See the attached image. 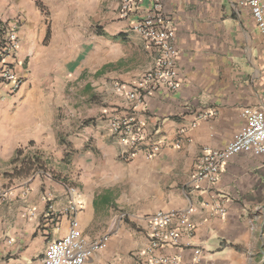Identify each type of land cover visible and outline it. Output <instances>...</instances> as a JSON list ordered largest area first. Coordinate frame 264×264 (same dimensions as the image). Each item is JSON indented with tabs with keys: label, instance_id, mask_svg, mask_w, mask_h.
I'll return each mask as SVG.
<instances>
[{
	"label": "crops",
	"instance_id": "crops-1",
	"mask_svg": "<svg viewBox=\"0 0 264 264\" xmlns=\"http://www.w3.org/2000/svg\"><path fill=\"white\" fill-rule=\"evenodd\" d=\"M59 1L63 24L82 22L80 31L68 25L72 41L64 34V46L77 50L90 44L83 34L92 28L99 63L93 73L100 74L105 89L109 86L112 106L79 123L78 133L72 124L79 117L69 108L65 124L77 153H67L72 167L62 181L39 171L15 174L24 162L63 157L58 153L63 94L52 88L50 53L42 46L50 37L53 42L51 6ZM120 2L0 0L4 20L23 16L16 67L23 85L15 94L0 85V194L9 192L0 203V264H43L48 245L62 239L73 222L88 243L109 236L107 248L86 264H149V219L171 211L190 212L197 228L182 244L202 249L201 264H264V156H232L216 184L193 182L202 151L223 149L244 129L243 109H264V37L250 8L240 0H166L179 53V87L148 96L142 111L132 115L125 93L153 67L158 51L132 31L151 3H140L123 20ZM117 84L126 92L117 93ZM207 112L217 115L202 119ZM127 116L141 124L143 136L131 158L124 155L133 148L110 128L113 119ZM160 143V153L147 157ZM74 199L77 212L64 213ZM161 253L193 259L186 247L155 252Z\"/></svg>",
	"mask_w": 264,
	"mask_h": 264
},
{
	"label": "built area",
	"instance_id": "built-area-1",
	"mask_svg": "<svg viewBox=\"0 0 264 264\" xmlns=\"http://www.w3.org/2000/svg\"><path fill=\"white\" fill-rule=\"evenodd\" d=\"M148 1L151 10L139 21L132 25V31L137 33L144 41L151 44L158 51L153 67L135 84V87L126 92L125 88L117 84V93H125L129 109L134 115L141 112L148 96L155 94L162 88L176 91L179 87L177 82L176 61L178 49L175 44V32L172 27V18L165 10L166 0H121L120 18H131L137 6ZM242 6L250 8L258 31L264 37V0H240ZM23 16L15 20L6 21L0 17V85L8 88V93H17L22 85V77L17 72L19 59V29L22 26ZM242 117L246 125L242 131L234 135L232 140L223 149H208L202 151L193 177L194 183L208 182L214 185L219 180L221 167L232 157L238 154L250 153L255 156H264V109L245 108ZM216 112H207L202 119L215 117ZM113 134L120 135L133 148L131 153L124 155L131 158L139 152L142 139L141 124L134 116L117 117L110 123ZM176 143L173 148H178ZM162 144H153L147 150V157H154L160 153ZM70 194L75 196V189H69ZM9 192L0 194V203L6 202ZM77 199H82L78 194ZM79 203L74 199L64 213H75ZM219 213L225 214L224 209ZM56 217L58 213L53 212ZM150 243L148 254L151 255L149 264H201L203 251L191 242L182 244L185 235L192 238L197 225L191 219L189 211L158 212L149 219ZM109 236H103L93 242H86L78 229L76 222L72 223L65 236L48 245L43 264H86L96 253L107 248ZM188 248L193 252L190 262L184 261L180 256L165 254L156 255V251H164L173 248Z\"/></svg>",
	"mask_w": 264,
	"mask_h": 264
},
{
	"label": "rangeland",
	"instance_id": "rangeland-1",
	"mask_svg": "<svg viewBox=\"0 0 264 264\" xmlns=\"http://www.w3.org/2000/svg\"><path fill=\"white\" fill-rule=\"evenodd\" d=\"M63 3L59 1L51 6L52 13L54 16V38L53 42L55 45L52 46V37L47 42H44L42 46L48 48L50 53L49 65L52 68L50 72V82L53 90L57 93H62L60 97V145L58 153L62 154L63 157L57 159V161H37L32 164L30 171H39L43 174H49L54 179L59 181L63 180V175L72 166V160H68L66 157L68 152L73 151V154L77 153L74 144L70 142V130L67 127L68 119L71 118L68 115L69 108L74 107L75 115H77V124H72L74 131L78 133L81 129L80 124H84L85 121L91 119L90 117H99V108H111L109 101L111 99L110 93H107L109 86L105 89V83L100 81V74L93 73V70L98 67V57L95 56V48L93 42V30L89 29L83 34L86 41L90 44L84 45V47L74 50L73 48H67V45H63L66 38L72 41L70 35H68L67 27L69 21L63 24V19L60 17ZM47 20L50 23L53 22L51 12L49 8H45ZM82 22L72 26V22L69 27H76L80 31L82 29ZM80 25V26H79ZM72 30V29H71ZM66 34V38H64ZM64 38V39H63ZM78 47V46H76ZM88 65L89 69H85L84 66ZM58 83V85H57ZM109 84V81L107 82ZM64 124H63V123ZM80 123V124H79ZM69 131V132H68ZM72 154V155H73ZM70 156V155H69ZM67 158V159H66ZM80 176V175H79Z\"/></svg>",
	"mask_w": 264,
	"mask_h": 264
},
{
	"label": "trees",
	"instance_id": "trees-1",
	"mask_svg": "<svg viewBox=\"0 0 264 264\" xmlns=\"http://www.w3.org/2000/svg\"><path fill=\"white\" fill-rule=\"evenodd\" d=\"M37 6L39 7V8H42V5H41V3H39V2H37ZM43 9V8H42ZM49 35H50V32L48 31V34H47V38H46V40H48V38H49ZM32 162L31 161H28V162H24L23 164H22V167L21 168H16L15 169V174H22L23 172H25L24 170H27V172L28 171H30L31 170V167H32Z\"/></svg>",
	"mask_w": 264,
	"mask_h": 264
}]
</instances>
